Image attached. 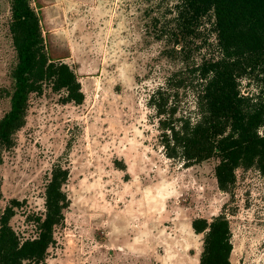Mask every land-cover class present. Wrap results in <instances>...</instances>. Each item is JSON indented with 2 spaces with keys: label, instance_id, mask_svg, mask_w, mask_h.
<instances>
[{
  "label": "rangeland",
  "instance_id": "rangeland-1",
  "mask_svg": "<svg viewBox=\"0 0 264 264\" xmlns=\"http://www.w3.org/2000/svg\"><path fill=\"white\" fill-rule=\"evenodd\" d=\"M28 2L48 59L74 71L84 99L67 103L63 92L44 85L30 95L12 147L1 151L0 216L18 203L9 223L18 237L37 236L35 219L44 214L45 188L59 166L68 172L69 205L47 264H199L204 236L191 223L222 214L232 233L231 264H264V176L240 168L224 193L216 159L188 167L161 144L152 94L168 78L186 77L177 117L192 116L195 100L190 69L170 54L178 46L158 32L174 0ZM11 7L12 0H0V119L10 108L17 64ZM200 57L194 52L187 67ZM239 89L250 97L264 86L241 80Z\"/></svg>",
  "mask_w": 264,
  "mask_h": 264
},
{
  "label": "trees",
  "instance_id": "trees-1",
  "mask_svg": "<svg viewBox=\"0 0 264 264\" xmlns=\"http://www.w3.org/2000/svg\"><path fill=\"white\" fill-rule=\"evenodd\" d=\"M167 11L158 32L178 46L170 54L190 69L195 100L192 116L177 117L186 77L168 78L152 94L150 105L159 119L161 144L168 158H181L188 167L216 159L218 189L230 194L238 169L256 167L264 176V136L259 134L264 125V89L250 97L239 89L241 80H257L264 86V0H174ZM11 13L17 64L10 108L0 119V163L1 151L12 147L14 135L25 124L31 94L41 93L48 84L54 92H63L67 103L80 105L84 99L74 71L48 59L39 19L28 0H12ZM206 46H210L208 56L202 53ZM194 52L201 57L188 68ZM67 180V170L52 169L44 214L35 219V238L21 240L11 228L16 201L1 214L0 264H47L54 229L63 223L69 205L63 191ZM191 227L204 236L199 264H231L232 233L225 215L210 222L195 219Z\"/></svg>",
  "mask_w": 264,
  "mask_h": 264
}]
</instances>
